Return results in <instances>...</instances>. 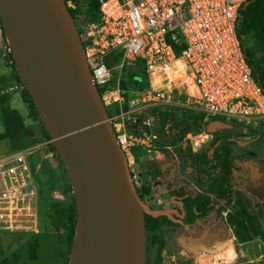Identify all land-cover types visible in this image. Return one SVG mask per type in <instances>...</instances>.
Wrapping results in <instances>:
<instances>
[{"label":"built area","instance_id":"1","mask_svg":"<svg viewBox=\"0 0 264 264\" xmlns=\"http://www.w3.org/2000/svg\"><path fill=\"white\" fill-rule=\"evenodd\" d=\"M248 1L98 0L99 19L87 23L79 35L92 82L96 88H105L98 92L100 100L105 107L118 106L117 114L108 120L125 154L135 191L142 187V179L132 167V150L150 147L156 138L141 126L137 133L130 132L124 121L123 92L131 93L129 104L134 106L139 97L132 96L140 89L122 88V71L136 68L137 61L148 77L165 82L159 88L150 85L147 96H141L143 103L195 109L204 114V123L222 117L244 129L264 131V91L252 74L236 31L239 10ZM67 5L74 7L70 0ZM114 68L119 70L115 81ZM174 72L184 75L170 80ZM37 147L0 155V228H8L15 216L36 212L37 187L29 156Z\"/></svg>","mask_w":264,"mask_h":264},{"label":"water","instance_id":"2","mask_svg":"<svg viewBox=\"0 0 264 264\" xmlns=\"http://www.w3.org/2000/svg\"><path fill=\"white\" fill-rule=\"evenodd\" d=\"M0 19L25 89L71 184L77 223L69 264H145L144 214L160 212L145 207L130 183L125 154L66 3L0 0ZM208 124L213 126L206 127L209 132L241 131L220 119Z\"/></svg>","mask_w":264,"mask_h":264},{"label":"trees","instance_id":"3","mask_svg":"<svg viewBox=\"0 0 264 264\" xmlns=\"http://www.w3.org/2000/svg\"><path fill=\"white\" fill-rule=\"evenodd\" d=\"M63 1L67 5L68 0ZM71 1L74 7L69 5L67 7L73 21L77 13L87 17L86 24L99 19L98 0ZM77 29L81 35V29L78 27ZM236 31L245 59L251 67L254 78L264 91V0H249L247 4L240 8ZM9 57L14 71H11L10 75L7 76L0 75V86L7 85L9 80L10 82L22 80L10 52ZM139 63L141 62H136V68L134 69H125L128 73L120 81L122 88L141 89L144 84H147L145 69L143 66H138L137 64ZM96 89L99 93L105 90L104 87H97ZM126 95H131V93L123 92V96ZM21 98L23 102L28 104L30 108L29 113L34 114L39 120L31 96L25 88L22 89ZM110 106L105 107L109 117L118 112L117 105ZM157 115L163 134L166 137L164 145L170 146L173 149L172 153L169 150L166 151L167 158H170L173 167L178 165L179 171L186 174L180 178L181 182L187 186L193 183L194 186L202 191L197 194H186L187 186L168 184V186L173 188L172 190L170 189L172 196H183V210L186 215L192 216L195 213L204 215L208 219L204 223L208 224L211 222L210 216L219 210V207H216L219 200L226 204L234 203L236 210L229 214L227 220L233 227L234 235L238 242L245 243L254 237L264 240V225L259 220L260 215H263V210L258 215L253 210H250L247 205V200L244 198V193L241 189L243 176L238 175V169L234 165V157L237 156L233 154L232 141L228 135L224 134L225 130H218L212 133L213 139L210 143L197 151H193L190 141L184 139L187 133L193 135L201 133L203 130L202 125H207L210 121L216 119V117L204 123L202 112L170 105L157 109ZM16 118L17 120H22L20 116ZM39 123V125L29 127V129L21 122L19 126L9 129L6 133L0 135V140L9 138L11 135L27 129L30 130V134L32 135V137L30 135L31 141L27 142L28 146L49 140L50 137L40 120ZM242 130H244L243 127ZM134 131H137V129ZM48 145L52 150L56 151L52 144ZM136 151L137 148L132 150L135 157L137 156L135 155ZM43 152L46 153L47 149H44ZM35 153L33 152L29 156V163L37 187L36 211L38 213V230L39 232H62L65 235L64 241L70 247L74 246L77 213L71 184L63 168V163L59 160L57 166L53 167L48 157H41L39 153ZM165 170H161L155 165L153 170L150 171V175L152 178H156L160 174L166 175L168 170ZM55 173L57 177L50 180L51 175ZM59 185L69 190L70 201L68 203L53 200L46 196L45 189L53 190L59 188ZM149 190L150 188L144 185L136 189V194L142 197V194H148ZM166 223H171V221L162 212L157 215L144 214L147 241L146 252L148 251V244L154 247L156 251L155 263L160 261V254L165 246L159 231ZM185 223L190 225L191 221L185 220ZM30 255V259L37 257L34 250L31 251ZM16 262L17 256L15 254L11 257L0 256V264H16ZM178 264L192 263L184 261Z\"/></svg>","mask_w":264,"mask_h":264},{"label":"rangeland","instance_id":"4","mask_svg":"<svg viewBox=\"0 0 264 264\" xmlns=\"http://www.w3.org/2000/svg\"><path fill=\"white\" fill-rule=\"evenodd\" d=\"M74 22L79 29H83L86 25L87 17L77 13ZM9 52L11 53V48L8 44L3 24L0 19V75L7 76L10 75L11 71H14L11 66ZM111 65H113V63ZM137 65L143 66L141 63ZM112 72V80L115 81L119 75V70L118 68H114L112 69ZM122 73V75L126 77L128 71L124 69ZM179 75L181 76V74L173 75L172 79L175 80ZM146 81L147 84H144L141 87L138 91L139 94H134L132 96L139 97L138 103L131 106L129 104L131 95H126L124 96L126 105L123 108V112L126 113L124 121L130 132L137 133L139 129L138 127L141 126L143 131L154 133L156 135V138L150 142V147L144 146L137 148L138 150L135 152V155L138 157H145L146 159L144 169L140 172L138 171V173L142 179V186L145 185L150 188L148 194L143 193L142 197L139 195L137 196L145 204V207L152 212H162L166 215L167 219L172 220L171 218H175L173 213L177 211V204L170 199L171 195L169 191L172 187L168 186V184H180V178L186 174L179 171L178 165L173 167L170 158H167L166 151L169 150L172 153L173 149L170 146L164 145L166 137L163 134L161 123L157 115V109L163 106H156L149 104V102L143 103L141 98L142 95H144V97L147 96L146 91L149 90L150 85L154 88H159L165 82H160L158 77L155 76L148 77L147 73ZM112 84L113 83H111V85ZM23 88H25L23 80L19 82H10L9 80L7 85L0 86V135L6 133L9 129H14L19 126L21 122L27 128L40 124L37 117L34 114L29 113L30 108L28 104L23 102L21 98ZM166 88L171 89V86L167 84ZM181 97H184V95ZM108 107L111 106L109 105ZM116 114L117 112L113 115ZM113 115H110V117ZM18 116H20L22 120H17L16 117ZM216 119L228 121L227 118L222 117H217ZM142 121H148V125L142 124ZM202 128L203 130H206L205 124L202 125ZM29 129L17 132L9 138L1 139L0 155L15 152L23 147L38 145V147L34 149V152H36L35 154L39 153L41 157H48L51 165L53 167L57 166L60 160L59 155L57 154V151L52 150L47 143H38L30 146L27 145V142L32 139ZM135 129H137V131H134ZM223 130H225L224 134L228 135L229 138L231 137L232 151L233 154L237 156L234 157V165L238 169L239 176H243V164L246 160L249 161V168L251 165H261L264 167V132L251 129H244L236 132L232 128ZM207 133V135L203 132L196 135L189 134L185 139L190 141L192 150L197 151L198 149L207 146L213 139L212 133ZM196 138L201 141L199 144H194V139ZM44 149H47L46 153L43 152ZM147 152H149V154H147ZM133 158L135 160L134 155L133 157H130V160L133 163L132 167L134 168L136 165L134 164ZM154 162L156 164H154ZM155 165L161 170H168L167 174H160L156 178H152L150 171L153 170ZM56 177V173L52 174L50 180L55 179ZM246 184L247 182L245 181L243 185L246 187ZM45 193L48 198L53 200H59L63 203H68L70 201L69 190L60 185L59 188L53 190L45 189ZM250 197L254 199L251 200L250 198L251 203H253V201L258 203L263 202L264 189L262 193L257 194L256 197ZM235 210L236 205L231 203L229 205L228 213L231 214ZM32 214L33 215L30 214V216H15L11 222L8 223V228H0V256L11 257L15 254L17 256L16 264H69L74 246L72 245L70 247L68 243L64 241L65 235L62 232H39L37 227L38 213L37 211H33ZM260 218L261 223L263 224L264 213L263 215H260L259 220ZM173 223L175 222L171 221V223L164 224L159 231L160 237L164 240V226H171L167 229V231L172 234V237L170 236L171 243L169 244L167 242L168 244L162 249L160 261L155 263L156 251L152 245L148 244V251L145 255V264H178L184 261H190L192 264H197V262L198 264H264V240L254 237L252 240L245 243L238 242L235 238L233 227L229 223L228 226H223V223L226 224L223 218L219 221L220 224L215 223L216 225H213L210 236L215 239L213 242L210 241L211 246L209 247V244L204 243L203 247L199 248L196 252H189L177 244L175 238L184 240L185 235L180 228L176 229V232H173V230H175ZM216 229L217 232H215ZM199 233L200 231H197V234ZM187 235H191V233L189 232ZM207 247H209L208 251H206ZM33 250L36 252L37 257L35 259H30V253Z\"/></svg>","mask_w":264,"mask_h":264},{"label":"flooded vegetation","instance_id":"5","mask_svg":"<svg viewBox=\"0 0 264 264\" xmlns=\"http://www.w3.org/2000/svg\"><path fill=\"white\" fill-rule=\"evenodd\" d=\"M234 126H236V125H234ZM237 127H240V126H237ZM207 128L210 130L213 128V126L211 124H208ZM240 128L242 131V127H240ZM214 132H216V131H214ZM214 132H209V133H214ZM261 132H264V131H261ZM211 139H212V136H211ZM248 163H249V161L246 160L245 163L243 164V183L245 181L247 182L246 187L243 185V183L241 185V189L244 193L243 196L247 200V205L249 206V209L253 210L257 214H259L262 210L264 213V201L259 202V203L256 201H253V203L250 202V198H251L250 196L256 197L257 194L262 193V191L264 189V167L261 165H251L249 168ZM251 178H253V179L251 180ZM176 185L187 186V185L183 184L182 182H180V184H176ZM172 189L173 188H171V190ZM184 189H186V188L184 187ZM186 190H187L186 194H188V193L197 194L198 192H202L198 187L194 186L193 183H190L187 186ZM170 199L173 200L174 202H176V204H177V211L175 213H173V216H175V218L174 219L171 218L172 220H170L172 222H175V223H173V226L175 227V230H173V232L174 231L176 232L177 231L176 229L180 228L181 230H183L184 235H185L184 240H180L178 238H175V241L177 242L178 245H180L181 247H183L185 250H187L189 252H192V251H190L191 249L184 246L183 243H185L186 245H189V246H193L197 250L199 248H202L204 243L209 244V247H210L211 242H213L215 239L214 237L210 236L213 225L220 224L219 221L222 218L226 222V224L223 223V226L229 225L227 219L229 216V213H228L229 212V205L231 203L226 204L223 201L219 200V203L216 204V207L217 208L219 207L218 212L212 214L209 218V219H211L210 220L211 222H209L208 224H205L204 222L208 219L204 215H200L198 213H195L192 216H190L188 214L186 215V213L183 210V196H181V195L172 196L171 195ZM251 200H254V199L251 198ZM185 220H187V221L190 220L191 224L190 225L186 224ZM260 221H261V218H260ZM168 227H171V226H164V231H165L164 243H165V245L168 243L169 244L171 243V237H172L171 235L172 234L169 233V231H167V229H169ZM197 231H200V233L197 234ZM189 232L191 233V235H187V233H189ZM215 232H217V229ZM200 237H202V238H200ZM209 247L206 248V251L209 250Z\"/></svg>","mask_w":264,"mask_h":264},{"label":"crops","instance_id":"6","mask_svg":"<svg viewBox=\"0 0 264 264\" xmlns=\"http://www.w3.org/2000/svg\"><path fill=\"white\" fill-rule=\"evenodd\" d=\"M149 152H147V154H149ZM145 160H146L145 157L141 158V157L136 156L135 157V165L136 166H134V170L139 171V172L142 171L144 169V165L146 164ZM154 164H156V163L154 162Z\"/></svg>","mask_w":264,"mask_h":264},{"label":"bare ground","instance_id":"7","mask_svg":"<svg viewBox=\"0 0 264 264\" xmlns=\"http://www.w3.org/2000/svg\"><path fill=\"white\" fill-rule=\"evenodd\" d=\"M177 74H181V76H183L184 74L183 73H179V72H174V73H172L170 76H171V79H172V76L173 75H177ZM178 77H180V75L179 76H177L176 78H175V80L178 78ZM169 85V84H168ZM195 138V137H194ZM201 141L198 139V138H196V139H194V144H199Z\"/></svg>","mask_w":264,"mask_h":264},{"label":"clouds","instance_id":"8","mask_svg":"<svg viewBox=\"0 0 264 264\" xmlns=\"http://www.w3.org/2000/svg\"><path fill=\"white\" fill-rule=\"evenodd\" d=\"M208 125V124H207ZM207 125H206V127H207ZM206 131H207V129H206ZM208 132V131H207Z\"/></svg>","mask_w":264,"mask_h":264}]
</instances>
